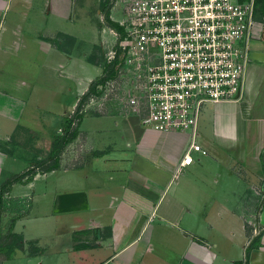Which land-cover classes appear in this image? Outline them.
<instances>
[{
    "label": "crops",
    "instance_id": "1",
    "mask_svg": "<svg viewBox=\"0 0 264 264\" xmlns=\"http://www.w3.org/2000/svg\"><path fill=\"white\" fill-rule=\"evenodd\" d=\"M97 1L104 24L105 0ZM89 3L0 0V187L35 170L30 180L26 175L3 191L0 229L6 237L17 235L23 247L0 264H264V0H255L242 97L203 108L197 139L207 154L176 176L187 135L146 128L134 114L83 115L58 165L39 164L49 155L52 136L62 134L66 116L57 109L28 117L31 82L20 62L35 52V71L51 77L58 93L85 90L92 77L82 75L78 36L68 24ZM120 4L111 1L108 7L114 22L123 18ZM86 25L90 43L113 46L116 36L108 24L98 31ZM12 59L19 60L17 68L9 65ZM72 93L56 108L73 106ZM46 165L53 166L45 171ZM203 198L216 199L209 206ZM45 201L49 209L43 212ZM34 203H40L35 210ZM217 219L229 220L223 235L234 253L218 250L212 238ZM43 220L56 225L49 236L67 238L51 262L44 254L43 224L28 234L30 222ZM29 242L40 248L36 255H29Z\"/></svg>",
    "mask_w": 264,
    "mask_h": 264
},
{
    "label": "built area",
    "instance_id": "2",
    "mask_svg": "<svg viewBox=\"0 0 264 264\" xmlns=\"http://www.w3.org/2000/svg\"><path fill=\"white\" fill-rule=\"evenodd\" d=\"M118 1L121 30L107 58L117 59L114 74L93 93L146 128L185 133L176 176L207 154L197 141L203 108L242 97L255 0Z\"/></svg>",
    "mask_w": 264,
    "mask_h": 264
},
{
    "label": "rangeland",
    "instance_id": "3",
    "mask_svg": "<svg viewBox=\"0 0 264 264\" xmlns=\"http://www.w3.org/2000/svg\"><path fill=\"white\" fill-rule=\"evenodd\" d=\"M99 5L97 0H90V3L87 5V9L85 12L79 13V12H75V21L72 23H69L68 26L70 28H73V31L76 33V35L78 36V39L76 42V52H77V58H78V64H82V61L84 62V66H85V71L84 74H82L83 76H88V77H92V79L90 80L89 84L87 85V87L85 88V90L82 91V89L76 90L75 94L72 93V95L74 94V100H75V104L71 107H64L62 108V106L59 108H56V105L58 103V101L61 103L65 104V101L70 99L69 97L71 96V93L67 92V91H62V92H57V88L58 85L56 84V82H54V80H52L51 77L47 78L48 75L44 74L42 76H40V72L35 71L36 68V58H35V52L30 55L29 52V57L27 58L26 64L24 62H20V66H22V70L25 69L27 70L26 72V77L27 79L31 82V89L28 92V108H27V115L28 117L31 116H36L37 115V110L38 112L43 111V112H47L49 114H54L57 113V109H58V113L59 115L63 116H71L73 115V113L75 112V108L76 105L78 103V101L82 98L84 93H89L91 96L89 98H87V100L83 103L82 108L80 109L79 113L83 116V115H107V114H121L120 111L121 109L118 106H110L108 103V101H104L100 96L96 95L94 96V88L96 86H94V88L90 91H88V87L90 85L91 82H93L95 79L99 78V76H101V74L103 73V65L105 63L108 64V56L110 54V52L113 51V49L116 48L117 46V40L118 37L116 35V32H118L116 29H113L115 36H116V41L113 44L112 47L110 48H104L102 47V44L97 43V44H93L90 43V39L86 37V35L88 36V32L85 30V27H88V25L86 24H91L92 28L95 30L97 29L100 30L101 26H103L104 24L106 25V21H105V17L101 18V20L103 21L104 24H100L99 22V18H98V13H97V6ZM120 8V12L122 11V3L119 5ZM77 14V16H76ZM122 14V12H121ZM111 18V17H110ZM119 22V21H117ZM119 24V23H118ZM65 27V26H63ZM67 29L70 31V29L67 27ZM91 44V45H90ZM81 54V55H80ZM80 55V56H79ZM16 56V55H15ZM19 58V56H17ZM86 60L91 63L94 67H92L88 62H86ZM13 64L9 63L10 66H14V68H17L16 66H19V60L15 59L13 60ZM22 61V59H21ZM112 104V103H111ZM108 105V106H107ZM209 104H207L208 106ZM39 107V108H38ZM41 113V112H40ZM123 115H128V114H123ZM135 115V114H134ZM62 123V121H61ZM30 136V135H29ZM55 136H52V141L54 139ZM28 140H30V137H28ZM198 141V139H197ZM51 142V140H50ZM52 143V142H51ZM77 147H79V144H77L73 149H77ZM51 150V149H50ZM67 153H65L66 155ZM196 156V154H194ZM46 158V156L44 157ZM45 160V159H44ZM30 169V168H29ZM220 175H222V170L219 171ZM41 187V184L40 186ZM38 187V188H39ZM43 198H49V197H43ZM216 198H203V200H205V204L206 205H212L213 201ZM36 202V201H35ZM40 205V203H34V210L36 209L35 206ZM226 204V203H225ZM31 205H33V202H31ZM40 211L45 212L46 209H49V205L45 202H42V205L39 206ZM1 214H2V206L0 208V228H3V221L1 219ZM228 219L226 220V223H228ZM216 224H217V228L216 231L213 233L212 238L213 240H217L219 241V246H218V250L221 252H233L232 249V245H229L228 241L225 239L223 232L225 231V225L221 224V220L217 219L215 220ZM220 224H218V223ZM41 224H43V231L45 232V234H47V236L44 235V237L42 238V241L46 242V245H48V248L45 250V257L47 262H51L52 260H57L58 259V253L56 252V248H62L63 247V243L65 240H67V238L62 237L61 239L56 238L55 236H49L48 234H52L53 230L55 229L56 225H53V223L51 222V220H43V221H38V222H30L28 224V234L29 235H34L36 230H40L41 229ZM2 229H0V245L3 243V241H6L8 238L10 237H6V234H3ZM211 236V235H210ZM209 236V237H210ZM72 238V237H71ZM59 241V243H58ZM82 241L85 242L84 239H82ZM4 253V254H3ZM2 253V255L0 254V259L2 260L3 257L6 256V250H4V252ZM66 255V253H64ZM9 264H19V263H14V261H9ZM16 262V261H15ZM75 264H83L82 261H79L78 263L73 262Z\"/></svg>",
    "mask_w": 264,
    "mask_h": 264
},
{
    "label": "trees",
    "instance_id": "4",
    "mask_svg": "<svg viewBox=\"0 0 264 264\" xmlns=\"http://www.w3.org/2000/svg\"><path fill=\"white\" fill-rule=\"evenodd\" d=\"M110 2H111L110 0H105L102 3L103 9L105 10V21L108 24V26H110L113 29H116L117 31H120L121 30L120 25L117 22L112 21L108 17V7L110 5ZM116 62H117V59H114L111 63H108V64L105 63L103 65V73L101 74V76H99V78L95 79L93 82L90 83V85L88 87V91L92 90L97 82H101L105 77L112 76L114 74V67H115ZM89 95H90L89 93H84L82 98L78 101L76 108H75V112L73 113V115H71L69 117L68 116L64 117L63 124H62V134L54 137V139L51 143V150L49 152L47 159L38 161L39 164H42L44 162L52 160V162H54V166L58 165L60 155H61V152L63 151V148L65 147V145L69 141L74 139V137H76V135L78 133V124L80 123V120L82 118V115L79 113V111L82 108L83 103L89 97ZM48 158H49V160H48ZM52 166L53 165H46L43 169H45V171H49ZM34 173H35V170L33 168H30L27 171H25L24 173H22L18 176H13L9 180L5 181L0 187V207L2 204V198L1 197L3 195V191L6 188V186H8L12 183H15L17 181H20L21 178L25 177L26 175H27L26 181H28L31 179V177ZM9 237H10L9 240H7L6 243L0 245V250L2 252H4V250H6L7 257L11 256L12 253L16 249H18L19 247H23V245H22L23 242L18 238L17 235L11 234ZM15 237L18 240H16ZM249 250H250V248L247 247V251H249ZM38 251H40V248L38 246H33V242H29V255L30 256L36 255L38 253Z\"/></svg>",
    "mask_w": 264,
    "mask_h": 264
}]
</instances>
